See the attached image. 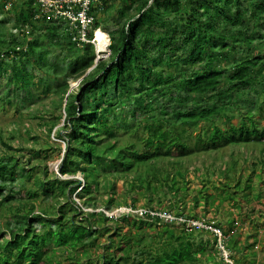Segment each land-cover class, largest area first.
Here are the masks:
<instances>
[{
  "label": "trees",
  "instance_id": "trees-1",
  "mask_svg": "<svg viewBox=\"0 0 264 264\" xmlns=\"http://www.w3.org/2000/svg\"><path fill=\"white\" fill-rule=\"evenodd\" d=\"M116 1L120 24L111 31L104 28L111 60L106 71L102 62H95L93 45L72 42L64 25L34 21L38 8L33 0L17 1L21 7L14 29L21 39L0 36V72L4 74L6 59L12 56L8 82L24 92L22 101L31 102V92L38 89L44 94L54 89L60 99L57 116L37 117L48 135L62 118L69 80L81 79L80 94L66 97L63 132L55 133L64 141L59 175L48 178L46 147L27 149L29 157L22 162L5 141L19 139L18 132L0 131L6 149L0 152V217L6 214V222L14 223L5 229L7 239L0 236V264H228L210 228L219 229L232 264H264V256L256 254V248L264 252V234H259L264 217L253 215L255 208H264L259 200L264 186V49L255 44L264 45L257 30L264 25V0H101L90 9L93 30L101 27L98 15L113 10ZM176 15L181 19L171 21ZM49 46L59 53L52 54ZM155 54L164 58L158 60ZM33 59L34 64L26 62ZM40 70L46 77L36 76ZM101 71L99 84H91ZM108 78L114 96L99 98L101 81L108 92ZM249 145L259 147L243 167L249 171L248 184L254 185L251 173L261 176L254 178L258 203L243 201L248 206L239 223L227 207L222 218L203 217L213 198L197 201L182 191L180 182L189 178L184 160L217 152L229 164L220 163L221 172H228L237 166L233 152ZM218 157L212 156L214 169ZM32 160L40 165H31ZM78 173L83 183L61 178ZM246 186L244 196L253 189ZM225 191L223 203L234 196ZM180 203H192V209L173 213ZM120 205L142 206L147 212L143 218L133 213L116 218L84 210ZM163 206L175 220L157 215L165 214ZM190 221H201L204 227ZM144 222L149 225L146 234ZM236 224L245 231H235Z\"/></svg>",
  "mask_w": 264,
  "mask_h": 264
},
{
  "label": "rangeland",
  "instance_id": "rangeland-1",
  "mask_svg": "<svg viewBox=\"0 0 264 264\" xmlns=\"http://www.w3.org/2000/svg\"><path fill=\"white\" fill-rule=\"evenodd\" d=\"M6 1H7L6 6H8L9 8H7L6 6L3 7L2 4L4 3V0H0V7L1 6L3 7V11L0 8V36L4 38H8L12 34L18 37L19 31L14 29V25L18 21L17 13L21 5L15 0H6ZM9 3L13 4V7L10 6ZM112 5H114L113 10L104 11L98 15V21L101 24V27L99 30L105 34L107 33L105 32L104 28H107L108 31L109 30L111 31V30H114L116 27H118V25L120 24V20L117 19V13H116L118 2L117 1L113 2ZM180 19H181V16L176 15V16H172L171 21L178 22ZM257 30H258V33L264 35V25H262L261 27L257 26ZM44 38L47 40L49 38V33L45 34ZM150 43L151 41H149L148 43L149 47H150ZM46 44H47V41H46ZM255 44L257 45L258 49H264V45L259 46V41H256ZM109 45H110V42H109ZM48 49L54 55L58 54L60 51V49L52 47V46H49ZM109 55H110L109 48L106 52L95 53V62L96 63L102 62L106 66L105 71L108 70L111 66V60H110ZM155 57L158 60H160V58L162 59L164 58V56H161L160 54H155ZM13 61L15 60H13L12 56L8 57V59H6V64H4L7 70L4 71V74H1L2 72H0V131L7 133L9 132V130H15L18 132V134L20 135V138H19L20 140L15 139L12 142V141H9L7 138H5V141L8 142V144L12 145V148H13L12 152L18 157V160H21L22 162H25V160L29 157V153L27 149H31V147L38 148L39 145L46 147L47 158H46L45 163L43 162L42 163L44 166L47 167L48 178H51V176L53 175H58L56 174L57 173L56 171L60 167L59 164H61V161H62L63 148H64V141L61 139H58L55 136V133L58 130L63 132L62 129L64 128V124H65L64 123L65 111L63 109H64V104L66 102V97L70 95L69 97L72 98L73 96L76 95L81 79L77 81L69 80V85H70L69 92L64 95L63 100H62V103H63V107L61 109L62 118L60 120H57V122L55 123L53 127V130L48 135L47 130H44L43 128L39 127L41 120H39L37 117L41 115H46L48 118L57 116L59 114L57 105L60 99L55 94L54 89H51L46 94H44L41 89H38L37 91L35 90L34 92L33 91L31 92L32 93V98L30 100L31 102L29 101L23 102L22 99H23L24 92L19 91V90L18 91L13 90L8 82L11 76L9 68L12 66ZM26 62H28V64H34L35 60L33 59L30 61H26ZM103 72L104 71H101L100 73L95 75L90 81L91 84L92 83L99 84L98 79L100 77H103ZM39 75H45V73H43L42 70L37 71L36 76L39 77ZM48 81H50L52 85H55L57 82V80L53 81L51 77H48ZM8 84H9V87H8ZM111 86H112V82L108 78V80L106 81V87L108 89L107 97L114 96L113 89ZM155 95L158 96L157 93ZM15 103H18L17 107L15 106ZM31 136L35 137V140H33ZM34 142H37V143L33 144ZM54 143L60 145L62 150L59 151L57 147L53 146ZM1 151H6V149L4 148V146L0 144V152ZM222 151L225 154L230 153L229 149H223ZM258 151H259V147H257L256 145L255 146L249 145L247 147H242L241 151H234L233 157H234V160L236 161L237 166L234 170L228 167L229 169L228 172L227 171L221 172L222 169L220 170L219 168L220 163L223 164L227 158L222 159L223 161L220 160L217 152H215L214 155H212L214 157H218L215 162L217 165L215 169L211 166V163L213 162L212 156H200L196 159L195 157L198 155L197 154L195 156H192L191 159L184 160V163H186V165L188 166L187 172H188L189 178L187 182L183 180L180 182L182 186V191L186 192V195H188V197L191 196L192 198H194V200H197V201L199 200L202 201L207 196L213 198L212 201L209 200V202H213V204L209 206L208 209L206 208L208 210V213L204 212L202 214L203 217L215 215L217 217L222 218V210L224 209V207L225 208L227 207V210H229V213L234 214V218H236L237 223H239L238 219L241 217L240 213L243 210L245 211L246 207L248 206V204L243 203V201L248 200L250 201V204L258 203L256 201L257 200L256 198L258 197L257 195L258 191L257 189H255L256 181H254V178H256V176L257 177H261V176L251 173L248 177L251 178L252 183H254V185L248 184L250 180L246 182L245 179H246V176L249 174V171L246 168H243V167L248 166L250 159L252 157H256ZM40 156L42 157L43 154L41 153ZM31 165L37 166V165H40V162L38 160H32ZM223 165H225V167L229 166V164H227L226 166V163H224ZM260 174H264V170ZM61 178L69 179L72 177H61ZM73 178L79 180L80 183H83L80 173L73 176ZM20 179H21V175H20ZM127 182H128V179H127ZM244 183H246L247 185L246 187L248 188L253 187V189L250 190V193L248 196H244L242 194L243 189H244ZM120 184H121V181L119 182L118 187H120ZM13 188L17 190L19 186L15 185ZM185 188H186V191H185ZM223 189H225L227 193L230 192L234 194V196H231L228 202H224V203L220 202L221 199L224 201L225 199L227 200V195L223 193ZM182 191H179L178 194L182 195L184 193ZM261 192L263 194L259 200L263 202L262 207H264V186L261 188ZM172 195L173 194H169L168 196L170 200H173V198H171L173 197ZM117 197L120 201H123L121 196H117ZM186 199H187V196H185V201ZM236 199L238 200L236 201ZM75 200L77 201L76 198ZM139 203L144 204L147 207H151V203L149 201L140 200ZM191 204L192 203L185 205L184 203H180L179 210L176 208H173L171 211L173 213H175L176 211L177 212L185 211L187 213L189 212L188 210L192 209L193 204L192 205ZM139 207L140 206H138L136 209H145L142 206L140 208ZM184 207H185V210H182V208ZM84 209L87 211L102 210L108 217L110 216V217L117 218V217H121L125 215L123 213L124 209L128 210L131 208L129 206L120 205L118 207H110V208L98 207L96 209L94 207L89 206V207H84ZM163 210L165 212V215L170 213V212H167L169 211L168 206L166 207L163 206ZM259 213L261 217H264V208H262V210L260 211H259V208L254 209L253 215L258 216ZM6 217H7L6 214L0 217V227H1L0 236H3L2 240L4 238L7 239L8 237V232L5 229H10L14 227L13 222L11 221L6 222ZM140 217L143 218L144 216H140ZM4 225H6V228L2 227ZM148 226L149 225L147 222H144L142 224V230L145 231V234L148 231ZM261 228L262 230H260L259 234H264V226H262ZM241 229L243 230V232L245 231L244 227H241L240 224L235 225V231L242 232ZM218 242L219 243L217 244V248L219 249L220 253L224 257L227 255V257L225 258H228V251L224 248L220 240ZM215 248L216 246H214L213 249ZM205 250L209 251L210 248L206 247ZM256 251H258L256 253L257 258L258 257L261 258L262 256H264V252H259L258 248H256ZM229 261L232 264V260L229 259Z\"/></svg>",
  "mask_w": 264,
  "mask_h": 264
},
{
  "label": "built area",
  "instance_id": "built-area-1",
  "mask_svg": "<svg viewBox=\"0 0 264 264\" xmlns=\"http://www.w3.org/2000/svg\"><path fill=\"white\" fill-rule=\"evenodd\" d=\"M15 1H25V0H15ZM101 0H33V5L37 6L38 10L35 12L33 20L40 21L45 20V22L55 23L57 25H64L65 32L72 42L77 43L78 46L83 44H91L95 48L96 53H101L98 47L97 34L103 33L99 29L93 30V24L95 22V17L90 13L91 6L99 3ZM5 3L4 7L6 6ZM11 6V3H9ZM9 8L8 6H6ZM22 32L26 35L29 34V26L25 25ZM105 34V33H103ZM108 39L109 48V36L105 34ZM147 211L132 210L128 209L123 211L125 215L129 213H137L143 216ZM122 213V214H123ZM156 215L157 213H151ZM165 221H173L176 218L171 215L157 214ZM177 220L183 221L182 218H177ZM192 226L204 227L201 221H190ZM218 236V241L221 240V233L218 229L210 228ZM219 243V242H218ZM227 257V255L225 256ZM226 262L229 264L230 261L225 258Z\"/></svg>",
  "mask_w": 264,
  "mask_h": 264
},
{
  "label": "bare ground",
  "instance_id": "bare-ground-1",
  "mask_svg": "<svg viewBox=\"0 0 264 264\" xmlns=\"http://www.w3.org/2000/svg\"><path fill=\"white\" fill-rule=\"evenodd\" d=\"M97 39L99 42L98 47H99L100 51L106 52L108 50V39H107L106 35L103 33H98ZM101 84H102V88L100 91V97L99 98L104 99V97H106V95H107V92H106V88L103 86L104 81H101Z\"/></svg>",
  "mask_w": 264,
  "mask_h": 264
},
{
  "label": "clouds",
  "instance_id": "clouds-1",
  "mask_svg": "<svg viewBox=\"0 0 264 264\" xmlns=\"http://www.w3.org/2000/svg\"><path fill=\"white\" fill-rule=\"evenodd\" d=\"M62 162V161H61ZM59 166H60V164H59ZM57 169V168H56ZM57 173L56 174H58V170L56 171ZM59 175V174H58ZM69 179H74L73 177L72 178H69ZM78 182H80L79 180H78ZM85 210V209H84ZM132 210H140V209H132ZM143 210H145V209H143ZM85 211H87V210H85ZM93 211V210H92ZM100 211H102V210H100ZM147 211V210H146ZM103 212V211H102ZM104 213V212H103ZM105 214V213H104ZM133 214H135V213H133ZM106 215V214H105ZM107 216V215H106ZM144 216V215H143ZM110 217V216H109ZM183 219V221H185L184 220V218H182ZM190 225H191V223H189ZM189 225V226H190ZM219 230V229H218ZM221 241V240H220ZM228 259V258H227ZM229 260V259H228ZM229 264V263H228Z\"/></svg>",
  "mask_w": 264,
  "mask_h": 264
},
{
  "label": "water",
  "instance_id": "water-1",
  "mask_svg": "<svg viewBox=\"0 0 264 264\" xmlns=\"http://www.w3.org/2000/svg\"><path fill=\"white\" fill-rule=\"evenodd\" d=\"M79 88H83V86L82 87H79ZM80 94V89L79 90H77V94H76V96H78ZM74 106L78 109V110H80L81 109V107H80V105L77 103V102H75L74 103Z\"/></svg>",
  "mask_w": 264,
  "mask_h": 264
}]
</instances>
